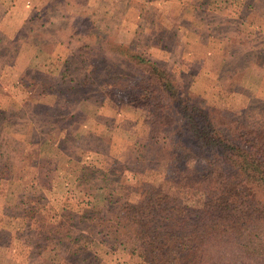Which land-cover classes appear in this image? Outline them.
<instances>
[{"label":"rangeland","instance_id":"obj_1","mask_svg":"<svg viewBox=\"0 0 264 264\" xmlns=\"http://www.w3.org/2000/svg\"><path fill=\"white\" fill-rule=\"evenodd\" d=\"M19 2L0 0V264H145L141 240L124 238L114 251L79 225L65 243L54 241L53 233L86 209H104L110 188H124L123 178L135 167L183 204L203 201L159 158L168 149L160 152L152 142L148 110L129 104L123 83L147 74L120 44L165 69L180 99L264 127V0H26L16 7ZM98 34L109 36L104 49H82ZM108 64L112 71L104 69ZM50 86L60 108H25ZM43 100L49 105L52 99L46 94ZM171 103L179 131L168 133V143L195 146ZM53 132H61L63 145L48 139ZM234 138L252 144L248 136ZM64 154L80 161V172ZM95 159L103 172H123L105 178L95 172L91 179L86 161ZM74 248L88 259L75 256Z\"/></svg>","mask_w":264,"mask_h":264},{"label":"trees","instance_id":"obj_2","mask_svg":"<svg viewBox=\"0 0 264 264\" xmlns=\"http://www.w3.org/2000/svg\"><path fill=\"white\" fill-rule=\"evenodd\" d=\"M23 25L9 30L10 36L17 35ZM98 36L94 45H85L82 49H104L109 36ZM71 48H68L70 53ZM119 48L147 74L146 78L123 83L131 95L129 104L148 110L152 142L161 145L160 152L168 149V155L158 154L159 158L168 160L176 181L199 190L203 201L200 205L183 204L178 197L165 192L162 183L140 176L135 167L132 169L135 172L123 178L124 188H110L104 209H86L76 217L77 221L60 222L53 232L58 235L54 241L65 243L64 239L72 238L74 227L79 225L82 230H88L89 235L101 237V243L110 242L114 251L124 238L141 240L146 247L145 264H264V127H250L225 115L219 108L203 109L180 99L174 80L156 61L144 53L134 54L130 46L120 44ZM107 55L110 57L108 51ZM63 62L69 66L71 61L65 59ZM104 69L113 70L109 64ZM149 78L154 79L153 84ZM33 91L36 92L32 89L30 93ZM52 91L50 86L49 90L44 88L36 92L32 104L27 103L25 108L45 105L49 112L53 107L60 108L54 105L59 98L55 96L54 99ZM46 94L52 99L49 105L43 100ZM168 101L183 115L195 146L179 140L168 143V133L174 129L179 131L175 128L176 118L171 114ZM56 133H47L48 139L63 145L62 140H58L61 132L58 136ZM236 134L250 137L251 146L239 143L234 138ZM63 157L78 164L75 174L81 171L79 160L68 154ZM86 163L91 179L95 178V172L103 173L104 178L111 172H123V168L114 167L104 173L98 169L97 159ZM43 184L48 188L51 182L44 180ZM65 187L62 184L63 190ZM133 195L139 199H133ZM73 253L88 259V253L79 249L74 248Z\"/></svg>","mask_w":264,"mask_h":264},{"label":"crops","instance_id":"obj_3","mask_svg":"<svg viewBox=\"0 0 264 264\" xmlns=\"http://www.w3.org/2000/svg\"><path fill=\"white\" fill-rule=\"evenodd\" d=\"M26 1V0H25ZM24 0H20V2L17 4V6L16 7H18V5L21 3V5H20V7L22 6V4L25 2ZM20 9V8H19ZM25 18H27V15L25 16ZM24 18V19H25ZM46 29H49L48 27H46ZM20 60H21V58H20ZM46 139L45 140H43L42 142H40L39 144H41V145H43V144H45L46 143ZM35 145H38V143L37 144H35Z\"/></svg>","mask_w":264,"mask_h":264}]
</instances>
